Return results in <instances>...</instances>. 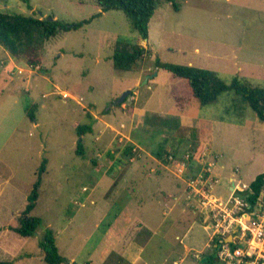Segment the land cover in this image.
<instances>
[{
	"label": "rangeland",
	"instance_id": "obj_1",
	"mask_svg": "<svg viewBox=\"0 0 264 264\" xmlns=\"http://www.w3.org/2000/svg\"><path fill=\"white\" fill-rule=\"evenodd\" d=\"M177 1L181 4L178 11L171 3L160 0L150 21L149 38L144 40L124 11L104 12L97 0H30L32 8L23 0H0L2 11L35 17L51 15L66 22L88 19L102 11L82 28L60 32L42 48L28 51L19 59L12 57L13 62L3 63L6 54H0V73H5L6 67L13 71H9L8 78L0 75V261L3 264H48L38 243L47 227L54 233L60 254L68 259L61 264H73V261L130 264L129 259L117 253L122 246L119 238L122 235L118 232L123 228L134 230L140 219L156 230V234L137 264L218 261L211 230L204 226V217L191 196L188 181L212 167L209 163L213 162L215 166L225 163L228 172L239 170L242 175L236 180L239 187L249 186L264 172V122L246 103L243 121H236L235 113L227 111L236 101L230 91L216 104L196 105L189 122L168 137L170 140L165 144L166 134L150 136L143 130L139 125L141 114L136 113L135 121H131L133 116L124 119L129 106L122 110L115 106L124 102L112 104L126 90H132L140 97L152 94L151 104L163 110L168 103L172 106L171 91L181 92L180 85L188 82L157 68L156 58L210 69L226 81L238 76L253 85L264 86V0ZM118 38L148 49L149 54L132 70H118L113 65ZM34 105L36 118L32 120L26 107ZM108 108L115 110L117 118L116 128H107L112 132L107 141H102V136L97 138L101 134L98 127L82 136L78 134V124L91 123L88 116L91 110L102 118ZM127 127L135 128L140 138L141 149H133L137 159L147 156L150 150L163 148L164 144L166 151L177 149V157L168 158L169 166L175 173L183 171L190 204L176 203L170 215L164 216L159 203H147L143 182L157 191L163 177L158 183L156 176L150 181L149 167H142L143 164L136 167L131 183L125 184L122 177L120 186L113 187L110 178L120 176L119 169L114 170L115 176H109L105 173L107 167L96 163L109 153L127 156L124 155L129 147L124 136L129 132ZM80 141L84 144V155L77 153ZM199 152L203 153L195 161L190 160ZM44 159L48 161L47 170L31 212L41 217L43 223L35 235L24 237L13 227L18 225L19 216L28 204ZM160 166L156 168L161 169ZM214 167L212 175L219 179ZM231 187L232 184L222 180L215 193L226 199ZM138 196L145 199L144 209L136 208ZM146 230L142 227L141 231Z\"/></svg>",
	"mask_w": 264,
	"mask_h": 264
},
{
	"label": "trees",
	"instance_id": "obj_2",
	"mask_svg": "<svg viewBox=\"0 0 264 264\" xmlns=\"http://www.w3.org/2000/svg\"><path fill=\"white\" fill-rule=\"evenodd\" d=\"M23 1L29 8H32L30 0ZM166 1L171 3L175 10H180L181 4L177 0ZM97 4L104 12L109 10L124 11L130 19L133 28L146 40L150 35V21L160 4V0H97ZM101 12L88 19L66 22L51 15L35 17L0 10V44L12 57L19 59V56L28 51L42 48L47 40L60 32L78 30L84 25L89 24ZM147 54L149 52L144 45L133 43L126 38H118L112 56L113 65L118 70H132ZM154 63L157 68L166 69L174 76L185 78L188 83L184 81L183 85H180L179 89L181 92L171 91L174 99V108L170 115L161 116L155 113H148L145 116V124L153 127L161 126L171 130H178L181 126V114H192L195 106L198 104L199 106L216 104L224 93L230 91L234 93V100L236 101H234L233 108L228 107L227 111L228 113H235L236 121L242 120L244 103H246L256 113L258 119L264 122V86L253 85L247 79L238 76L232 78L231 81H226L216 71L199 68L190 64L163 62L159 58H156ZM132 94L131 92L130 95ZM128 97L123 102H126ZM35 110V105L31 108L26 107L28 116L32 120L36 118ZM109 110L110 108L104 112L107 113ZM240 113L242 114L240 115ZM92 129L91 123L85 125L78 124L77 126V132L80 136L91 132ZM164 138L166 144L170 139L168 137ZM165 144L163 148L155 151V154L164 163H170L168 158H176L177 149L173 148V150L166 151ZM77 153L84 155V144L81 141L78 144ZM126 153L133 154V147L129 146ZM200 154L199 152L197 155H193L190 157V160L195 161L193 159H196ZM47 163V159H44L39 167L37 180L34 182L28 196V204L19 216L18 225L13 227L17 233L24 237L35 235L43 223L41 217L32 215L31 212L35 208L39 198L42 177L47 170ZM250 188L253 192L248 199L254 204L257 202L264 188V172L256 176L251 182ZM55 242L56 239L53 231L50 227L45 228L44 234L39 238L38 243L39 247L44 251V260L48 264H61L68 261L65 256L60 254ZM217 262L210 259L205 264H220ZM73 264L77 263L73 262ZM86 264H92V261H88Z\"/></svg>",
	"mask_w": 264,
	"mask_h": 264
},
{
	"label": "crops",
	"instance_id": "obj_3",
	"mask_svg": "<svg viewBox=\"0 0 264 264\" xmlns=\"http://www.w3.org/2000/svg\"><path fill=\"white\" fill-rule=\"evenodd\" d=\"M0 54H6V56L2 57L3 63H6L7 61L13 62L12 61V56L10 53L0 44ZM9 69L6 67L5 73H0L2 77H9ZM160 71V70H159ZM158 71V72H159ZM11 72V71H10ZM13 72V71H12ZM11 72V73H12ZM8 75V76H7ZM139 81L140 79L136 82V85L139 86ZM70 95L73 97V95L70 93ZM172 97V96H171ZM153 98L152 94H147L144 97H140L136 91H134V94H132L126 102L122 104V106H115V108L118 107V109H127L129 106V109L125 110L124 112L127 113L126 117H122L124 119H129L131 118V121H135V115L136 113L141 114L140 115V120L139 125L143 126V130L148 131L150 136L152 134H166V137H171L174 132L177 130H171L167 127H153L149 124H145V116L148 113H155L159 114L161 116H168L170 115L174 108V101L173 104L171 103L172 106H169V103L167 104L168 107L164 108V110L161 108V106H156V104H151V100ZM173 98V97H172ZM130 100L132 101L133 104L130 103ZM115 102L112 105H115ZM85 107V106H83ZM153 107V108H152ZM171 107V108H170ZM170 108V110H169ZM88 113V112H87ZM88 116L92 118L91 120V125L93 127L92 131H96L95 128L98 127V131L101 132L97 136V138H101L102 136V141H107L111 136L112 132L107 130V128L114 129L115 123L114 120L117 118L115 115V110H109V112L105 113L102 115V118H99L98 114H95L92 110L90 113H88ZM115 116V118H114ZM142 117V118H141ZM191 117V114H181L180 115V121H181V126L180 128H183L185 124L189 122V118ZM107 118V119H106ZM192 118V117H191ZM106 119V120H105ZM95 123V124H94ZM96 125V126H95ZM212 126V124H211ZM179 128V129H180ZM129 132H125L124 136L127 138V144L128 146H132L133 149H141V144L140 138H137V135L135 134L136 129L130 127V129L127 127ZM178 129V130H179ZM103 133H105L103 135ZM129 147H127L128 149ZM126 149V150H127ZM214 150V149H213ZM149 151V150H146ZM155 151L157 150H150V152L147 153V156L141 157L140 159H137V156L134 154L126 153L124 155H127L126 157H122V155L116 154V153H109L106 158L101 159L97 165H101L104 167H107L105 169V173H109L108 175L115 176L116 174L113 175L114 170L117 168L119 169V175L118 177L115 178H110V182H112L113 187L120 186L119 185V180L124 177L126 179L125 184L131 183L132 176L136 174L137 169L136 167L140 166L143 164L142 167H149V170L147 172V176H149V180H153V176H156V182H160L161 178L163 177V180L160 186L157 187V191H153V187H150L145 185L146 183L143 182V186H145L146 190V201L147 203H152L156 202L157 204L159 203L160 206L163 207V215L168 216L170 215V212L173 210L174 205L176 203H181L184 205H187L188 203L190 204L191 201H187V197L185 194V180L183 179V176L181 175L183 171H177L178 173H175L174 170H172L171 166H169L170 163L165 164L162 160H160L157 155L155 154ZM205 153V151L203 150ZM202 152V153H203ZM201 153V154H202ZM221 154H224L223 151H221ZM225 157V156H224ZM126 158V159H125ZM199 158V157H198ZM199 160V159H198ZM106 162V163H102ZM130 162V163H129ZM138 162L139 164H135ZM146 163V165H144ZM161 164L159 168L157 169L158 165ZM163 166V168H162ZM213 165L212 167H214ZM214 172L219 175L220 181L224 180L225 183H230V185L233 183V181L240 180L242 175L241 172L239 174V170L237 171H231L228 172V167L225 166V163H221L220 165L217 164L214 167ZM213 170V169H212ZM155 174V175H153ZM196 177V176H193ZM173 179V181H172ZM178 179L179 181H176ZM253 181V180H252ZM163 184V185H162ZM175 185V186H174ZM125 189V188H124ZM264 189V188H263ZM263 192V191H262ZM140 197H136V200H138V204L136 206L137 209L141 210L144 209L143 207L146 206V203L144 202L145 199H139ZM190 198V196L188 197ZM135 200V199H134ZM194 200V199H193ZM193 202V201H192ZM196 202V201H195ZM145 203V204H144ZM197 204V203H196ZM130 219V218H129ZM142 227H146L147 230L143 233ZM119 235H122L120 238V242L122 243L121 248L118 249V254L119 256L125 257L129 259L130 264H137L140 263L138 259H141L144 252L150 248L152 241H153V236L156 234V230L150 229L145 222L140 219L138 222V225L135 227L134 230H126V229H121L119 232ZM128 235V236H127ZM143 237V238H142ZM135 257V258H134ZM73 261V260H72ZM74 262V261H73Z\"/></svg>",
	"mask_w": 264,
	"mask_h": 264
},
{
	"label": "built area",
	"instance_id": "obj_4",
	"mask_svg": "<svg viewBox=\"0 0 264 264\" xmlns=\"http://www.w3.org/2000/svg\"><path fill=\"white\" fill-rule=\"evenodd\" d=\"M21 71H23L21 69ZM204 154H207L204 153ZM213 166V162L209 166ZM212 167L188 181L192 197L211 230L220 264H264V195L252 204L250 185L239 187L233 181L228 198L215 193L220 179L213 177Z\"/></svg>",
	"mask_w": 264,
	"mask_h": 264
},
{
	"label": "water",
	"instance_id": "obj_5",
	"mask_svg": "<svg viewBox=\"0 0 264 264\" xmlns=\"http://www.w3.org/2000/svg\"><path fill=\"white\" fill-rule=\"evenodd\" d=\"M131 92H132V90H126V91L122 94V96L117 100V102L122 103V102L128 97V95L131 94Z\"/></svg>",
	"mask_w": 264,
	"mask_h": 264
}]
</instances>
